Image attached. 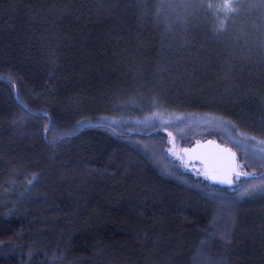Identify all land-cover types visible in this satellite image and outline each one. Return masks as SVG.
<instances>
[{
  "label": "trees",
  "instance_id": "16d2710c",
  "mask_svg": "<svg viewBox=\"0 0 264 264\" xmlns=\"http://www.w3.org/2000/svg\"><path fill=\"white\" fill-rule=\"evenodd\" d=\"M261 141L264 0H0V264H264Z\"/></svg>",
  "mask_w": 264,
  "mask_h": 264
},
{
  "label": "water",
  "instance_id": "95a60500",
  "mask_svg": "<svg viewBox=\"0 0 264 264\" xmlns=\"http://www.w3.org/2000/svg\"><path fill=\"white\" fill-rule=\"evenodd\" d=\"M222 149L228 148L216 143L205 142L184 149L182 154L188 163L202 164L207 171L214 172V176L218 179H232L236 173V159L233 158L229 149L227 152Z\"/></svg>",
  "mask_w": 264,
  "mask_h": 264
},
{
  "label": "snow or ice",
  "instance_id": "6c2138e0",
  "mask_svg": "<svg viewBox=\"0 0 264 264\" xmlns=\"http://www.w3.org/2000/svg\"><path fill=\"white\" fill-rule=\"evenodd\" d=\"M224 6L228 7L229 5L226 4ZM209 7H211V5H209ZM21 107H23V106H21ZM50 127H51V125H49V128ZM169 135H171V133H169ZM261 143H264V141H261ZM222 151L227 152L229 150L228 149H222ZM231 154L233 155V158L235 159V153H231ZM239 176H240V173L237 172V180H239ZM244 177H245V179H247L248 174L244 173ZM205 178L210 180V181H212L213 183L228 184L230 186L233 185V183H234V181L232 179H230V178H228V179H218L217 177L207 175L206 173H205ZM252 192H253V194L259 192V194L264 195V185L254 186Z\"/></svg>",
  "mask_w": 264,
  "mask_h": 264
},
{
  "label": "rangeland",
  "instance_id": "374dc122",
  "mask_svg": "<svg viewBox=\"0 0 264 264\" xmlns=\"http://www.w3.org/2000/svg\"><path fill=\"white\" fill-rule=\"evenodd\" d=\"M185 140L186 138L184 136H180L179 138H175V139L173 138V144L170 149L171 154L173 155L180 154L184 158V156L182 155V152H183V149H185L184 147ZM150 155H152L155 158L153 154H150Z\"/></svg>",
  "mask_w": 264,
  "mask_h": 264
}]
</instances>
